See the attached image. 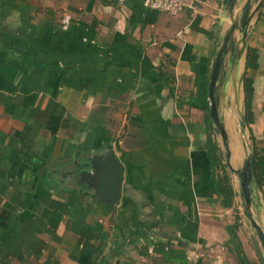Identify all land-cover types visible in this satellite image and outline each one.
<instances>
[{
	"label": "crops",
	"instance_id": "obj_1",
	"mask_svg": "<svg viewBox=\"0 0 264 264\" xmlns=\"http://www.w3.org/2000/svg\"><path fill=\"white\" fill-rule=\"evenodd\" d=\"M231 2L235 15L246 0L175 16L143 0H0V264L264 263L208 115ZM215 97L229 166L245 157L242 117L260 150L264 226V3ZM109 144L123 165L111 207L86 176Z\"/></svg>",
	"mask_w": 264,
	"mask_h": 264
},
{
	"label": "water",
	"instance_id": "obj_2",
	"mask_svg": "<svg viewBox=\"0 0 264 264\" xmlns=\"http://www.w3.org/2000/svg\"><path fill=\"white\" fill-rule=\"evenodd\" d=\"M264 0H246V3L239 9V14L234 15L235 2L228 5L226 11L223 12L220 23L229 19L230 24L226 28L222 42L216 51L213 59L212 68L209 77L208 97L209 109L208 115L215 130L219 132L221 139L226 148V165L236 175V194L241 202L242 211L249 224L254 228L264 250V226L261 219L260 207L256 197L255 179L252 169V150L248 151L239 168H231L228 164L230 151L227 144V135L223 123L221 122L217 112V100L215 90L221 80L223 69L225 66L227 54L229 50L238 42L241 43V51L245 50L250 28V19L256 13ZM240 34V39H234V33ZM245 123H240V133L243 134ZM243 145V144H242ZM251 148V147H250ZM90 171L86 172L90 183L93 182L95 188V196L103 201L107 206H114L121 195V184L123 179V165L116 156L115 149L112 144L106 146L105 150L99 155L92 157L90 163Z\"/></svg>",
	"mask_w": 264,
	"mask_h": 264
},
{
	"label": "built area",
	"instance_id": "obj_3",
	"mask_svg": "<svg viewBox=\"0 0 264 264\" xmlns=\"http://www.w3.org/2000/svg\"><path fill=\"white\" fill-rule=\"evenodd\" d=\"M201 0H143L150 9L175 16L186 10H193Z\"/></svg>",
	"mask_w": 264,
	"mask_h": 264
},
{
	"label": "trees",
	"instance_id": "obj_4",
	"mask_svg": "<svg viewBox=\"0 0 264 264\" xmlns=\"http://www.w3.org/2000/svg\"><path fill=\"white\" fill-rule=\"evenodd\" d=\"M257 49L256 48H252V47H248L247 51H246V61L247 62H255L257 60ZM250 139H251V150H252V169H253V174H254V178H257V173L255 170V163H256V158L259 155V149L257 150V146H256V141L254 139V137L252 136V134L250 133ZM210 158H211V163L215 164L218 161V156L216 155V150H215V146L213 145L212 141L210 140ZM234 238H235V234L233 233ZM240 261H242L243 263L247 264L245 262L244 257L241 256ZM264 264V263H263Z\"/></svg>",
	"mask_w": 264,
	"mask_h": 264
},
{
	"label": "rangeland",
	"instance_id": "obj_5",
	"mask_svg": "<svg viewBox=\"0 0 264 264\" xmlns=\"http://www.w3.org/2000/svg\"><path fill=\"white\" fill-rule=\"evenodd\" d=\"M237 118L239 119V117H237ZM241 122H244L243 117L241 118ZM238 124H239L238 127L240 128V123H238ZM241 135H242L241 141L243 143V150H244V153L246 155V153L251 150V148H250L251 147V139H250V134L246 129V125H245V129H244V133Z\"/></svg>",
	"mask_w": 264,
	"mask_h": 264
}]
</instances>
